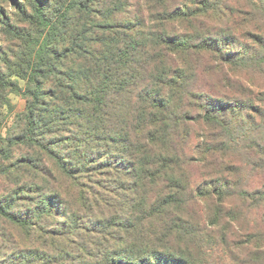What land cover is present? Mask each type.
I'll return each instance as SVG.
<instances>
[{"label": "trees", "instance_id": "obj_1", "mask_svg": "<svg viewBox=\"0 0 264 264\" xmlns=\"http://www.w3.org/2000/svg\"><path fill=\"white\" fill-rule=\"evenodd\" d=\"M245 1L251 13L264 15V0ZM3 2L25 25L12 26L0 6L3 33H22L18 37L33 39V46L38 42L40 53L33 57L27 128L19 139L30 143L33 156L17 161L25 179L0 200V264H200L191 247L192 226L172 214L187 190L176 155V125L189 119L185 105L195 106V118L221 138L200 147L202 165L236 147L237 153L246 150L247 166L264 170V89L238 78L229 83L224 76L220 87L226 95L213 97L190 91L184 71L173 70L166 60L159 59L149 72L160 51L172 54L190 45L164 30L147 32L140 0L134 5L129 0ZM209 9L224 12L226 27L215 37H202L201 46L224 65L250 62L264 76V36L239 24L237 6L226 0H204L190 16L199 19ZM186 18L183 11L173 17ZM215 171L219 176L208 181L211 190L194 187L190 193L221 207L237 188ZM103 172L118 194L116 205L91 191L57 187L59 179L77 186V179ZM239 195L254 199L246 191ZM233 238L230 249L226 235L220 237L221 262L264 264V232Z\"/></svg>", "mask_w": 264, "mask_h": 264}, {"label": "rangeland", "instance_id": "obj_2", "mask_svg": "<svg viewBox=\"0 0 264 264\" xmlns=\"http://www.w3.org/2000/svg\"><path fill=\"white\" fill-rule=\"evenodd\" d=\"M129 1L131 5L137 3V0ZM226 1L237 6L238 13H235V16L239 24L245 22L248 29L255 30L264 36L263 13H251L245 0H241V2ZM200 2H204V0H140L141 14L145 20L147 32L164 30L170 35H177L188 41L187 43L190 45L189 48L177 53L168 54L165 51H160V57L155 58V62L151 63L148 71L155 72L159 59L166 60L168 66L173 70L181 68L184 71L185 83L190 91L213 97L226 95L222 94L223 88L220 87V80L224 76L227 78L229 76V83L236 84L235 79L238 78L239 83L246 81L264 89V76L254 64L249 62L247 67H237L230 63L224 65L219 62L218 55L207 51L203 45L201 46V38L215 37L217 35L215 33L226 27L225 20L227 19L223 11L216 13L212 9L201 13L200 17L198 16L199 19L191 17L190 15L195 13ZM0 6L4 10L6 9L7 15L11 18L9 23L12 26L25 27L19 22L20 18L12 16V6L4 2L0 3ZM180 11L186 13L188 18L174 20V13H180ZM132 12H135L133 8ZM138 15L140 16L139 13ZM0 18L3 20L2 17ZM2 20H0V200L8 196L25 179V175L21 172L22 168H16L17 161L21 157L33 156V147L29 146L30 143L19 144V139L25 135L27 128L26 108L28 92L33 88L32 77L30 79L33 57L40 53L38 42L33 46V39L18 37L22 33L19 32L15 37L5 35L2 30ZM201 33L203 34L201 35ZM232 33L236 34L234 31ZM235 37L239 36L235 35ZM243 42L251 44L246 40ZM253 49H256V46ZM254 54L253 50L252 55ZM228 82L225 81L221 84L224 87ZM183 111L190 113L189 119L180 118L178 120L176 134L173 137L176 142V155L180 159L185 175L187 190L183 196L184 203L177 206L178 208H175L172 214L186 218L185 220L192 226L195 240L191 247L193 256L201 262L200 264H229L219 260L223 254L220 240L223 234L226 235L231 249L233 237L264 232V199L261 197V194L264 193V170L258 168L257 171V169L253 170L247 166L246 150L244 152L240 149L237 153L236 147L211 156V159L208 158L209 164L202 165L200 147L209 141L211 145L220 143L221 138L216 135L218 131L214 127L207 126L201 119L195 118L198 113L195 106L185 105ZM172 126L174 127V123ZM155 149L158 148L155 147ZM252 154L251 157H254ZM220 160L225 162V167H220ZM217 169L220 170L219 174L222 178L227 179L235 186V189L237 188L235 194L225 198L221 207L216 205L215 200L203 198L197 194V191H193V194L190 193L192 191L190 189L194 187H200V191H203L204 188L211 190V183L208 181L219 176L215 173ZM29 171L33 172V168ZM104 173L94 174V177L90 179H77L75 181L77 186L73 182L59 179L57 187L68 193L77 190L82 193L91 191L99 200L100 198L110 200L112 204L116 205L118 194L115 196L114 188L108 186L110 177L106 181L103 180V177L106 176ZM245 191L252 194L254 199L252 200L251 197L248 200L243 199V196L239 194ZM190 195L192 196L190 197ZM78 234L81 232L78 231ZM81 235L84 238L87 237L85 234ZM240 239L242 240L243 237ZM236 240L239 241V238ZM77 241L73 244L75 250L80 242L79 239ZM170 243L172 246H176L174 237ZM85 259L87 260V258ZM73 264H78V261Z\"/></svg>", "mask_w": 264, "mask_h": 264}]
</instances>
